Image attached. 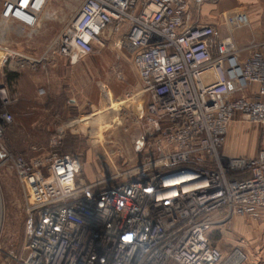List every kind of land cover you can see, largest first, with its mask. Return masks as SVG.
<instances>
[{
	"label": "built area",
	"instance_id": "2783aa9c",
	"mask_svg": "<svg viewBox=\"0 0 264 264\" xmlns=\"http://www.w3.org/2000/svg\"><path fill=\"white\" fill-rule=\"evenodd\" d=\"M204 1L82 0L53 54L76 64L107 31L120 33L149 96V127L138 160L106 185L83 182L71 153H3L35 215L18 264H230L211 228L264 219V148L251 157L221 150L236 112L264 130V41L243 55L232 33L246 14L226 17L228 35L187 24ZM47 4L4 0L0 21L35 31ZM13 100L0 89V141ZM2 220L0 202V245Z\"/></svg>",
	"mask_w": 264,
	"mask_h": 264
},
{
	"label": "rangeland",
	"instance_id": "374dc122",
	"mask_svg": "<svg viewBox=\"0 0 264 264\" xmlns=\"http://www.w3.org/2000/svg\"><path fill=\"white\" fill-rule=\"evenodd\" d=\"M81 3L48 0L35 31L0 21V89L14 99V119L0 141V264H18L24 258L35 223L26 187L12 162H3L5 151L27 160L55 151L71 153L80 161L83 182L103 185L113 181L116 167L128 168L141 155L149 96L142 91L132 52L120 43L121 34L107 38V31L101 37L104 45L98 43L93 54L76 64L53 54ZM68 117L72 120L67 122ZM64 122L71 127H56ZM229 124L222 148L247 157L264 148L259 125L239 113ZM210 232L224 260L242 254L240 264H264L263 219L233 216Z\"/></svg>",
	"mask_w": 264,
	"mask_h": 264
},
{
	"label": "crops",
	"instance_id": "0c3cea01",
	"mask_svg": "<svg viewBox=\"0 0 264 264\" xmlns=\"http://www.w3.org/2000/svg\"><path fill=\"white\" fill-rule=\"evenodd\" d=\"M235 14H246L249 19L248 25L237 27L232 33L233 38L236 39L243 49V55L245 56L250 51L248 46L256 48L258 43L264 41V0H206L199 9L192 4V17L190 21H187V24L190 25L196 22L213 23L221 30L222 35H228L229 29H227L225 19L227 16ZM70 120H72V117H68L66 121ZM67 122L56 127H71L67 125ZM221 150L230 156L243 155L242 153L232 154L230 152L231 149L229 150L228 147H224Z\"/></svg>",
	"mask_w": 264,
	"mask_h": 264
},
{
	"label": "bare ground",
	"instance_id": "6f19581e",
	"mask_svg": "<svg viewBox=\"0 0 264 264\" xmlns=\"http://www.w3.org/2000/svg\"><path fill=\"white\" fill-rule=\"evenodd\" d=\"M242 258H244V256L241 254H235V257L234 258H232L230 261H229V263L230 264H238L239 262H241L240 260L242 259Z\"/></svg>",
	"mask_w": 264,
	"mask_h": 264
}]
</instances>
